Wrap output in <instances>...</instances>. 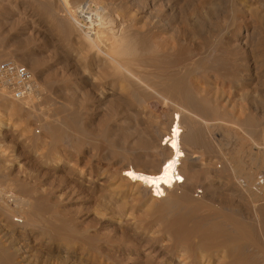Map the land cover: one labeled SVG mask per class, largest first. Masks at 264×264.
Returning a JSON list of instances; mask_svg holds the SVG:
<instances>
[{"label":"rangeland","instance_id":"obj_1","mask_svg":"<svg viewBox=\"0 0 264 264\" xmlns=\"http://www.w3.org/2000/svg\"><path fill=\"white\" fill-rule=\"evenodd\" d=\"M48 1L58 9L46 14L42 5ZM62 1L0 0V61L26 65L38 87V94L14 101L19 111L0 109V264H183L174 255L173 233L197 243L202 235L193 228L220 211L203 188L205 164L215 178L233 176L234 167L243 179L252 173L264 178V0H67L69 7L80 5L71 18ZM120 9L132 19L112 45L93 43L86 27L70 32L61 25L76 16L96 27L103 17L116 19ZM82 40L90 50L86 63L92 64L96 51L98 59L80 79L75 58ZM141 57L155 58L159 65L149 66L152 72L167 61L182 63L178 73L190 69L185 80L194 92L208 93L220 110L202 116L210 127L185 111L183 148L189 158L199 156L193 164L198 179L189 200L176 207L159 201L148 208L146 196L133 197L121 179L128 164L150 169L133 158L145 145L131 132L134 125L164 135L181 106L153 87L125 82L123 75L137 72L134 59ZM95 72L96 79L87 80ZM190 126L198 141L186 137ZM252 262L264 264V258Z\"/></svg>","mask_w":264,"mask_h":264},{"label":"bare ground","instance_id":"obj_2","mask_svg":"<svg viewBox=\"0 0 264 264\" xmlns=\"http://www.w3.org/2000/svg\"><path fill=\"white\" fill-rule=\"evenodd\" d=\"M60 2H63V1L60 0ZM50 3L51 2H49L48 4H45V2H44V4L42 5V7L44 9L43 10L41 9V10L43 12L45 11L46 14L53 12L52 8L55 7V6L51 7L52 5H50ZM52 4H54V3H52ZM90 5H89V8L93 12V10H92L93 7L91 8ZM103 5H105V4H103ZM103 5L101 3L97 6L100 7ZM69 6H70V1L68 2L67 0H65V7L67 8L66 11L70 14V18H71L73 11L80 8V5L76 6L75 8L74 7L72 8ZM103 7L105 9V6H103ZM54 9H58V8L55 7ZM72 9H74V10H72ZM97 9H99V8H97ZM120 10H122V9H120ZM91 11H90V13H91ZM94 11H97V10H94ZM108 11L111 12L112 9L110 10V8H109ZM97 12H99V10ZM45 13L44 14L42 13V14L45 15ZM54 13L56 14V12H54ZM74 13H75V11H74ZM113 13H115V12L113 11ZM113 13H111V14L113 15ZM73 15H75V14H73ZM76 15L78 17V14H76ZM114 15H113V17H111V16L110 17L114 18L115 17ZM127 17H129V16H127L126 13H124V11L122 13H120L119 15L117 14L116 19L115 18L112 19L113 20L112 22L111 21L105 22L106 20L104 21V17L103 18L101 17L102 19H100V20H102V21H100L99 23L95 22L97 24V26L95 27V24L93 23V21H89V23H87V21H88L87 19H86L87 21L85 19L84 20H80V19L78 20L76 18V16L74 17L73 21L72 20L69 21V19H68L69 17L67 16L66 18L68 19L69 22L64 21V22H68V23L67 24H61V25L66 27L67 30H70V32H73V30L76 29V26L77 27L78 26L86 27L89 30V35H87V33H86L89 40H91L96 45H100L101 43H103L104 45L108 46V45H112V44H115L116 42L120 41L119 38L122 36V32L125 28V24L128 23V22L126 23V19H128V21L132 19L131 17L130 18H127ZM47 18H48V16H47ZM49 18L47 20H49ZM56 20H57V17H56ZM61 23H62V21H61ZM108 23H109V25H107ZM53 24H54V22H53ZM100 25H105V26L101 27ZM58 26H59V24H58ZM63 26H61V27L63 29H65ZM200 27H201V25H200ZM85 30H82V31H85ZM137 32H138V30L136 31V33ZM75 33H79V32H77V30H75ZM139 33H141V32H138L136 35H138ZM142 33H143V31H142ZM83 34H84V32H83ZM141 35H143V34H141ZM126 38H128V37H126ZM77 39H79V38H77ZM82 43H84V44H82ZM149 44H150V42H149ZM84 45H85L84 41L80 42L79 49L77 50L78 52H76V53H78L77 58H75L76 59L75 62L78 65V68L76 70V75L79 76L80 79L81 78L83 79V75L86 74V71H88V68L91 66V69H92L93 66L97 62L96 60H94L95 57L97 58L96 53H98V52L96 51V53L92 54L93 56L91 55V57H90V59H92V64L90 65V63L89 64L86 63V60L88 58V53L90 52V50H88V47L86 45L87 50L85 51ZM158 45H159V43H158ZM159 46H158V48H159ZM89 47H91V46H89ZM93 48L91 49V51H93ZM95 48H96V46H95ZM103 48H105V47H103ZM108 48H110V47H108ZM145 51L146 50H144V52ZM102 52H104V50ZM99 54H100V52H99ZM101 54H103V53H101ZM110 57H113V56H110ZM112 59L115 61L117 60L116 58L114 59V57ZM102 60L103 59H101V62H102ZM201 60H202V58H201ZM11 61H13V60H11ZM106 61H107V59H106ZM119 61L121 62V60H119ZM134 61L137 62L136 65L138 67V71L134 72V71L129 70V71H127V73H125V76L122 74L124 77V80L127 84L131 85L132 83H135V86L139 87L138 89H144V90H146L147 88L153 87L162 96L163 95H165L167 97L169 96L172 99L175 98L178 101H180L181 102L180 104L182 107L180 106L181 108L179 107V109L173 113L172 118H170L171 120L169 121L168 125L166 127L164 126L165 127L164 135H160V136L156 137L153 134H151L148 129L139 130L136 127V125H134V128L132 129L131 132L135 131L136 134L137 133L139 134L138 136H140V139H141V137L143 138V141L145 139V141H144L145 145L143 144L144 146H142L139 150L133 152V155H134L133 158L136 162H143V161L148 162L149 165L148 164L147 165H148V167H150V169H148V168L147 169L146 168L140 169L137 166L128 164L127 167L126 166H125V168L122 167L123 169L121 171V179L124 182H126V184H128V186L131 188V190L133 191V193H132L133 197H134V195L137 198H140L143 195L146 196L147 200L150 202L147 205L148 208H149V205H152L153 203H156L159 201H164L165 204L168 206L172 205L173 207H176V206H174V204L177 205V204H179V202L189 200L191 193H192V189L195 187V184H196L197 179H198L197 178V171H196V169H198V168L195 169V167H193V164H194V159L199 158V156L194 155L193 157L189 158L188 153L183 148V144H184L183 132H184V130L181 128V124H182V121H183V119L187 113L185 111L195 113L197 116L196 118L201 123H203L204 125H208L210 123V121H208L207 118L204 119V117H202V116H204L208 113L215 114V113L219 112L220 110H219L218 105H216L215 102H213V100L208 95V93H204V95H202L199 92L198 93L194 92V90L190 86L191 83L189 84V82H187V80H185V75H187V72H189L190 69H185V70L181 71V73H178V71L181 70V68H179L178 65H180L182 67V63L176 64V62H175V65L173 66V65H169V63H171V62L168 63V61H167L166 64H163V63H162V65L160 64L161 68H159V70H160L159 72H152L153 70L151 69L152 71H150L149 66L154 67V66L159 65V64L157 65L155 63V61H156L155 58L141 57L137 60L134 59ZM125 62H126V60H125ZM188 62L192 63V62H190V60ZM113 63H114V61H113ZM127 63H128V61H127ZM199 63L201 64V62H199ZM79 64H80V67H79ZM115 65L117 66V63ZM122 65L123 64L119 63L117 67L121 68ZM190 65H192V64H190ZM104 66H102V67H104ZM116 66H114L115 69H118V68H116ZM126 66H128V65H126ZM176 66H178L177 70H176ZM120 68H119V70H120ZM216 68H217V66H216ZM100 69H101V67H100ZM195 69H196V67H195ZM95 70H96V68H95ZM97 75H98V73L95 72L89 78H87V80L88 79L94 80V79H96ZM83 83L87 84V81H84ZM113 85H115V84H113ZM133 88H134V86H133ZM136 89H134V90H136ZM138 89L136 90L137 92H138ZM134 90H133V92H134ZM144 90H142V91H144ZM7 96L10 97V95L5 90H0V107H1L0 109L5 110V111L9 110L12 112H13V110H14V112H15V110L19 111L20 107L15 105L16 101L12 100V99H11L12 101L8 100ZM32 96H34V95H32ZM177 100H175V101H177ZM113 105H114V103H113ZM243 111L244 110H242V112ZM242 112H241V114H242ZM0 116H1V114H0ZM131 120H132V118H131ZM248 120H249V122L251 121L250 119H248ZM1 121L2 120L0 118V122ZM195 122H196V120H195ZM210 124H212V122ZM161 125H163V124H161ZM190 125H192V124H190ZM208 126H206V127H208ZM255 126H256V124H255ZM132 127H133V125H132ZM192 127L190 126L191 130H189L186 137L191 141H193V140L198 141V135L199 134H198V132H196L195 128H192ZM51 129H52V127H51ZM79 129H81V128H79ZM63 130H65V129H63ZM129 131H130V127H129ZM136 137H137V135H136ZM128 139H129V137H128ZM132 140H134V139H132ZM143 141H142V143H143ZM253 145H255V143ZM240 153H241V151H240ZM160 154H162L161 157H159ZM229 163H230V161H229ZM210 164H212V163H210ZM232 164H235V162ZM123 165H125V164H123ZM207 165L205 164V166L203 167V168H205L204 169L205 177L203 178V181H204L203 188H204V191L206 192V194L208 195V202H210L211 205L212 204L213 205L218 204L220 211L215 212L214 215H217V217L215 219L206 217L202 221H199L196 224V226L193 228L194 233H199L202 235V237L200 238V241L199 242L196 241L197 243H188L189 241L184 240V238H183L184 235L182 234L183 232L182 233L181 232L173 233V234H175L174 235L175 238H173L172 240H173V242L175 240V242L177 244L176 248L174 250L175 251L174 255L178 256L180 258L179 262H181L183 264H212V262H214V261H216V264H254L255 262H252V260H254L256 257L260 256V257L264 258V178L261 177L263 175L260 174L261 175L260 177L255 178L254 173H252V175L249 176L250 179L246 180V179H243L240 176V174L236 173L237 167H234V169L232 168L234 170L233 176H231V177L230 176L229 177L224 176L225 178H221V176H220V177L215 178L214 176H211L209 174L211 171L208 173ZM222 165H223V163H222ZM202 173H203V171H202ZM242 175H244V174H242ZM222 177H223V175H222ZM218 180H220L219 182H221L225 186H227V189H228L227 192L222 191V189L224 187L221 189V187H220L221 183H217ZM125 188H127V187H125ZM177 189L178 190L182 189L183 192L181 193V195L177 194V191H178ZM224 189H226V188H224ZM198 192L202 193L203 191L200 190ZM120 194H121V192H120ZM193 201H195V200H193ZM145 202L147 204V201H145ZM107 204H108V202H107ZM108 207H110V206H108ZM122 209H124V208H121L119 210V211H121V213H122ZM150 209H152L151 206H150ZM223 210L229 211V213L226 211H223ZM168 213H169V211H168ZM169 214H171V213H169ZM158 226H160V225H158ZM172 232H173V230H172ZM166 235L169 236V233ZM171 237L172 236H170V238ZM195 239H197V238H195ZM170 241H171V239H170ZM71 244H72V242H71ZM2 260L3 259H1V261ZM3 264H8V262L3 261Z\"/></svg>","mask_w":264,"mask_h":264},{"label":"built area","instance_id":"obj_3","mask_svg":"<svg viewBox=\"0 0 264 264\" xmlns=\"http://www.w3.org/2000/svg\"><path fill=\"white\" fill-rule=\"evenodd\" d=\"M0 90H5L14 100L24 101L38 94L37 80L26 65L0 61Z\"/></svg>","mask_w":264,"mask_h":264}]
</instances>
